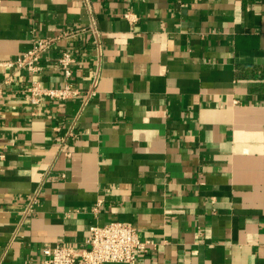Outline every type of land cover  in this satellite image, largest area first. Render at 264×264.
<instances>
[{
	"label": "crops",
	"instance_id": "0c3cea01",
	"mask_svg": "<svg viewBox=\"0 0 264 264\" xmlns=\"http://www.w3.org/2000/svg\"><path fill=\"white\" fill-rule=\"evenodd\" d=\"M91 21L38 74L0 64V264L110 220L153 243L135 264H264V0H0V60ZM63 47L79 94L31 103Z\"/></svg>",
	"mask_w": 264,
	"mask_h": 264
},
{
	"label": "built area",
	"instance_id": "2783aa9c",
	"mask_svg": "<svg viewBox=\"0 0 264 264\" xmlns=\"http://www.w3.org/2000/svg\"><path fill=\"white\" fill-rule=\"evenodd\" d=\"M123 16L134 22L136 17L133 13L126 11ZM84 31H91L97 35L94 22L86 26L70 27L62 30L54 36H42L37 38L32 46L17 54L13 58L0 60L1 65L13 68V73L22 70L30 74H38L43 69V58L46 53L55 48L57 41L61 38H75ZM55 63L61 72L63 83L60 86H45L41 81L32 78L26 86L27 99L33 103H39L45 98L68 99L79 94L73 77L74 66L77 57L74 49L66 47L58 48ZM98 82V73L92 78L91 87L87 90L81 108L87 103L90 96L95 92ZM80 111L73 117L67 136L60 137L57 151H63L68 136H74V125L79 117ZM64 152V151H63ZM67 154V152H65ZM39 189L29 196L25 215L32 209V204L37 199ZM98 204L93 207L97 210ZM153 244L150 240L142 239L135 226L120 220H110L103 224H94L89 227L87 244L77 246L73 244L57 242L50 246L41 248V259L39 264H103L105 262H123L135 264L138 256L146 252L148 246Z\"/></svg>",
	"mask_w": 264,
	"mask_h": 264
}]
</instances>
